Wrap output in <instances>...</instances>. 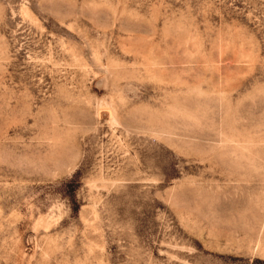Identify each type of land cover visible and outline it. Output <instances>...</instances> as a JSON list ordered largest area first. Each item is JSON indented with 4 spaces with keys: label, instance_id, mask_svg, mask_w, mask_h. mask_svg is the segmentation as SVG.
I'll return each instance as SVG.
<instances>
[{
    "label": "rangeland",
    "instance_id": "rangeland-1",
    "mask_svg": "<svg viewBox=\"0 0 264 264\" xmlns=\"http://www.w3.org/2000/svg\"><path fill=\"white\" fill-rule=\"evenodd\" d=\"M0 264H264V0H0Z\"/></svg>",
    "mask_w": 264,
    "mask_h": 264
}]
</instances>
